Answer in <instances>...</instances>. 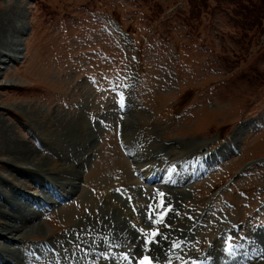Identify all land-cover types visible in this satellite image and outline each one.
<instances>
[{
    "label": "rangeland",
    "instance_id": "obj_1",
    "mask_svg": "<svg viewBox=\"0 0 264 264\" xmlns=\"http://www.w3.org/2000/svg\"><path fill=\"white\" fill-rule=\"evenodd\" d=\"M12 48L17 57L6 63ZM123 86H128V102L136 109L128 112L134 117L128 129L125 124L128 136L138 133L146 139L143 144L153 141L156 148L177 144L167 158L186 142L220 153L210 170H186L176 185L168 186L175 195L181 190L179 181L188 178L185 202L164 229L168 242L175 229L184 228L180 222L189 229V245L177 252L182 255H176L178 264L210 250L214 240L221 239L219 232L225 234L222 247L226 242L229 249L223 256L233 262L254 264L255 256L264 258V243L257 246L248 240L264 232V0H0V143L11 144L3 140L9 134L21 139L24 147L43 151L32 136L42 129L48 139L58 140L71 117H80L90 126L96 155L81 176L80 190L101 172L99 180L105 174L121 180V186L113 184L109 190L135 189L147 200L149 191L133 175V157L143 160L142 143L129 157L120 146L118 101ZM59 114H66L63 121ZM225 146L230 155L221 154ZM26 150L30 151L21 148L19 153L27 154ZM4 153L0 152V176L7 169L2 157L9 158ZM41 153L46 156H37L51 161L62 154ZM12 173L4 174L9 180L2 187L18 206L21 199L11 182L16 180L26 190L31 185L23 174ZM70 201L63 199L61 209H50L49 220L46 213L44 225L25 246H45L44 236H63L59 226L77 216L75 209L63 207ZM85 204L91 215L92 203ZM163 247L158 252L170 254Z\"/></svg>",
    "mask_w": 264,
    "mask_h": 264
},
{
    "label": "bare ground",
    "instance_id": "obj_2",
    "mask_svg": "<svg viewBox=\"0 0 264 264\" xmlns=\"http://www.w3.org/2000/svg\"><path fill=\"white\" fill-rule=\"evenodd\" d=\"M22 31L25 30L22 29ZM25 34V32H22V36H24ZM18 49H21V43L18 44ZM10 50V53L6 55L8 59V62L6 63H10L11 59L15 60L13 58L17 57V53L14 48ZM134 106L132 104H129L128 102L126 110H121L119 114V123L121 124L120 132L122 134L121 139L124 140L123 148L129 150H131V148H134L136 144H138V142H141V139L143 140V136L138 133H133L138 137L131 134L128 136L129 133L125 128L126 123V127L128 129V124L134 121V117L129 116V113L135 109ZM58 116L62 120V118H64L66 114H59ZM126 120L128 121L126 122ZM67 126L69 127L66 130V133L63 134L60 138H57L58 140H54L56 142L52 141L53 139L51 140L48 139L49 137H46V130L41 129V131H39V135L35 134L34 136H32V133L30 132V135L36 140L34 144H36L39 149L43 150L44 152L50 151L56 153V151H58L59 154L62 153L61 155L57 154L56 156H51L53 161L47 159V157L45 158L37 156L40 154L43 155L44 153H41L43 151H38L31 147L29 148L28 145L24 147L23 143H21V139L12 138L9 134V136H5L3 140L11 141V144L3 142L0 143V152L2 151L5 152V155H9V158L2 157L3 160L7 161V169L4 174H7L8 176L10 174H13L12 172H15L17 175L23 174L24 179L30 182L31 185V188L26 190V188L22 187L20 183H15L17 182L16 180L15 182L10 181L11 183H13V191L18 193V197L21 199L19 205L17 206L15 202L12 203V201L10 200V192L8 193V195H6L5 190L2 187L3 181L9 180L8 176H5L4 174L0 176V264H137L136 258L140 257L144 252H151L157 260H164L163 262H165L169 261L168 258L170 257H176V254H161L158 251L164 248L163 245L166 247L165 250L172 251L173 239L180 235L186 236L187 238L184 245L180 249V251H185L187 249V246L189 245V237H187L189 229H187L185 221L179 223L180 225H184V228L175 229L173 231L174 236L170 237L169 242L168 239H165V237L167 238V236L164 232L166 226L164 227L161 235L157 237L158 249L154 248L157 243L149 244L146 247L143 246V241L146 237V234L150 233L151 230L154 229L155 224L154 219H151L150 222H148L147 212L143 213L142 210L145 204L146 208L148 207V204L149 206H153V204H151L148 200H145L146 198L143 199L142 197H140L135 189L133 191L131 189H126L120 192L109 190L110 186L113 184H116L118 186L122 185L119 177L117 178V176H115L112 179L105 174L104 178L99 180V177L101 175L100 172V174H98L99 176L95 178L96 181H92V179H90L94 175L89 177L90 180L87 178L89 181L94 182H91L89 184L90 187H88L89 181L86 180V184H84V187L86 189H84L83 187V190H80L81 176L82 174H84V172H86V170H88L86 169V167L90 165L91 161L96 156L92 154V152H94L95 146L90 144L94 143V140H92V137H90V126L87 125L85 119L80 120V117L72 116L71 123ZM29 128L34 131L31 126H29ZM251 130L252 129H250L248 133ZM8 132H6L5 130V133ZM248 133L246 134L248 135ZM56 136L58 135L56 134ZM152 142L149 141V143L147 144L144 143L145 146L142 148L143 154L142 152L140 153V155H142L144 159V162H142V160H138L137 158H133V161L140 166L147 165L146 167L149 168L147 174L146 172H144L145 178L155 181L157 180V175L155 177H151L149 175L151 170L153 169L152 163H154L155 160H164L162 158L165 157V154L173 153L175 147L178 145L176 144L174 146L172 145V143H168L165 145V147L162 146L160 148L157 146L156 148V146H154V143ZM202 146L204 145L200 143L195 144L192 142H186V144L183 145V148L179 150V153L174 155L192 156L193 154L197 153L198 156L195 158V161L202 162V160L209 155L205 147L201 148ZM226 146L224 147L221 154H224V152L227 151ZM21 148L28 149L30 151L26 150L27 154L24 151L22 153H19V149ZM164 151L166 152L164 153ZM228 153L229 152L227 151V154ZM214 155H220V153L216 152ZM221 156L223 158V155ZM199 157H201L202 159H200ZM216 158L218 159V157ZM215 159L207 158L200 164L195 163L196 165H191V170L194 171L198 168L199 173L210 170L214 166V164L220 161L219 159L218 161H215ZM114 163L115 162H112L113 167L115 165ZM103 171L104 170H102V172ZM185 174L186 173H184V175ZM202 175H199V177H201ZM110 176L113 177L114 175ZM187 179H181V181H179L178 185L181 187V190L175 192L176 199H179L180 203L183 201L185 202L186 195L184 194L186 191V187H188ZM78 180L79 182H77ZM169 183L170 182L165 183L161 187L166 189V186L170 185ZM32 184H34L37 188L34 189V186H32ZM87 187L89 188L88 190ZM191 187L192 186H190V188ZM90 189L92 191H98V193L101 194L103 200L102 198L99 199L98 193V195H95V192L89 193ZM127 192L132 193L133 195H129V193ZM148 193H150V190ZM172 196H174V194H172ZM172 196H169V201H172ZM63 199H68V201L69 199H71L69 204L63 205V207H68L72 211L75 209V213H73V215L77 214L76 217H74L73 219L70 217V219H67L65 221V224L59 226L64 235H49V238H47V236H44V240H42L41 242L48 244V248H45L42 243L35 244L33 246L26 244L25 246L24 242H28L29 240L34 239L31 236L39 232L41 227L44 225V222L41 220L44 215L48 213L46 215V218H48L49 220L50 209H61ZM153 199L155 200V195ZM86 201L92 203L90 204L91 210L93 211L91 212V215L88 210L85 211L86 206H89L88 204H85ZM133 206L135 208V211L138 212L137 214H135V212L133 211ZM179 209L180 205L169 216L166 221V225L170 222V218L172 217V215L178 212ZM34 210L36 211L35 215H33ZM69 215L73 216L71 214V211ZM200 216L204 217V214H201ZM91 220H93V222H89ZM197 222L198 220L193 224L196 225ZM188 227L190 226L188 225ZM219 234L221 239L216 238V240H214V245L211 246L212 248L210 250L206 249L205 253H203V255H199L198 258L207 259L204 264H243L244 262L240 263V260L239 263L237 262L238 260L233 262L230 258L223 256L224 254L229 253V249L225 241V247H222L223 239L225 240V234L222 233V235L221 232H219ZM262 234H264V232H260V236H257L256 238L253 236H249L248 240L253 243L255 242L257 246H261V244L264 243V236ZM12 242L13 244L14 242H16V244L21 243V245L13 247ZM227 242L229 243V239ZM233 246L236 245L234 244ZM220 247H222V249H220ZM179 255L180 257L182 256L180 253H177V257ZM194 255L195 254H191L190 256ZM125 257H127V259ZM255 257L257 258H254V264H263L260 262V260H264V258H259L258 256ZM249 258L251 259V257ZM247 260L249 259L247 258ZM186 261L189 262L190 260ZM245 263L247 262L245 261ZM174 264L178 263L176 262Z\"/></svg>",
    "mask_w": 264,
    "mask_h": 264
},
{
    "label": "snow or ice",
    "instance_id": "obj_3",
    "mask_svg": "<svg viewBox=\"0 0 264 264\" xmlns=\"http://www.w3.org/2000/svg\"><path fill=\"white\" fill-rule=\"evenodd\" d=\"M149 219H152V217H149ZM164 220V215L162 214L158 219L154 220V223L156 224H162ZM159 231H152L148 234H146V237L143 241V246L146 247L149 244L157 243V237L160 236ZM165 239H167L165 237ZM127 259V257H125ZM139 264H152V259L149 256H143L142 259L139 260Z\"/></svg>",
    "mask_w": 264,
    "mask_h": 264
},
{
    "label": "trees",
    "instance_id": "obj_4",
    "mask_svg": "<svg viewBox=\"0 0 264 264\" xmlns=\"http://www.w3.org/2000/svg\"><path fill=\"white\" fill-rule=\"evenodd\" d=\"M203 1V0H202Z\"/></svg>",
    "mask_w": 264,
    "mask_h": 264
}]
</instances>
